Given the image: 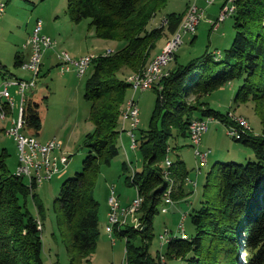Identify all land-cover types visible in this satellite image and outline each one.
<instances>
[{"label":"trees","instance_id":"1","mask_svg":"<svg viewBox=\"0 0 264 264\" xmlns=\"http://www.w3.org/2000/svg\"><path fill=\"white\" fill-rule=\"evenodd\" d=\"M167 2L67 0L72 22L89 19L97 38L123 43L113 54L97 55L91 62L92 72L84 89V97L90 103L89 120L94 126L83 140L87 154L81 170L61 184L53 202L55 226L69 255V264H90L94 252L99 209L94 192L101 168L110 166L119 154L120 120L131 89L127 77L141 72L153 58H149V51L155 48L157 39L163 32L174 34L184 18L186 11L170 14L165 16L168 24L164 28L149 30L148 23ZM233 14L236 33L230 48L219 51L218 57L205 51L188 64L169 69L148 129L136 133L142 165L132 175H126V182L143 199L138 212L141 224L129 219L113 231L128 239L124 264H163L159 257L149 254L146 241L170 186L161 163L167 155L171 129L176 128L186 138L195 119L211 117L230 123L228 113L211 108L201 98L191 103L188 97H196L197 92L205 97L225 81L233 80L238 84L234 101L254 102L262 124L260 135L249 133L236 139L253 150L255 160L215 164L204 184L200 204L191 213L194 234L186 238L170 235L165 258L179 260L180 264H264V0H235ZM21 62L17 57L16 65ZM26 105L25 127L39 129L38 114L28 102ZM7 109L10 110L8 106ZM160 117L161 127L157 124ZM7 155L5 148L0 149V264H45L42 231L37 227V217L43 221L45 216L44 206L35 200L37 187L30 190L24 178L15 177L8 170ZM172 166L173 162L170 171L181 175L185 182L184 166L173 171ZM29 196L35 202L36 217L27 208ZM134 228L145 231L130 234ZM138 234L142 235L143 244L135 247L129 238Z\"/></svg>","mask_w":264,"mask_h":264},{"label":"rangeland","instance_id":"2","mask_svg":"<svg viewBox=\"0 0 264 264\" xmlns=\"http://www.w3.org/2000/svg\"><path fill=\"white\" fill-rule=\"evenodd\" d=\"M2 1L5 2L6 7L5 13L0 17V92L4 89V80L15 77L31 80L32 73L22 69L20 65L17 66L16 59L28 52L24 46L33 32L38 18L43 21L42 32L51 36L58 43L56 49L44 52L41 71L36 84L25 92L27 102L40 118V128L35 129L26 126L23 132L35 136L40 142L55 139L60 144L62 152L68 156V162L62 174L55 175L52 180L44 182L38 187L31 185L32 187L29 189L33 191L34 187H37L35 200L44 206L43 221L37 217L38 230L42 231L44 263L69 264V255L55 226L53 202L58 197L61 184L81 170L82 161L87 154L86 148L83 147V140L85 135L93 130L94 126L89 120L90 103L84 97V89L85 81L91 74L92 67L89 65L87 72L81 77L77 76L74 71L61 72L56 52L65 51L72 59L90 54L101 56L107 51H110L108 54L110 55L121 48L123 43L97 38L93 28L89 26V19L82 20L80 23L72 22L67 13V0ZM194 2L205 10L206 16L201 20L195 34L183 37V43L179 49H176L174 55L176 59L175 61L172 60L170 68L172 65L173 67L186 65L193 59L202 56L205 51L214 52V54L215 51L223 53L224 50L230 48L234 39L236 33L234 12L215 26L209 23V21H217L221 6L219 1H216L212 6H207L204 0H168L165 7L148 23L149 30L164 28L167 25L163 24V20L167 19L165 16L174 13L182 14L184 11H186V15L189 5ZM168 39H172V35L169 36L166 32H163L157 39L155 48L149 51V58L153 57L149 64L157 57L156 55H159L166 48L170 41ZM144 69L143 67L140 71L143 72ZM136 72L130 73V75ZM237 86V81H225L205 97L202 96L201 92H197L196 97L190 94L188 101L194 103L197 98L204 99L211 108L223 114L228 113L231 120L244 118L252 128L249 133L256 136L260 135L262 124L254 110V102L249 100L245 103H236L234 101ZM10 91L15 93L16 87H10ZM157 96L158 92L154 89L145 91L130 89L128 91L127 103L129 97H134L139 108L140 125L138 131L148 129ZM6 111L7 118L5 123L3 122L5 125L0 124V128L2 125L5 128L9 126L11 115L18 114V104H15L14 110L7 109ZM157 124L162 126L161 117L157 120ZM11 126L12 123L8 129H11ZM123 128L127 130V126H122L121 133L125 132L122 130ZM2 132H0V149H6L8 154L6 158L7 168L13 173L19 163L18 150L14 140L6 135L4 130ZM121 143L119 140V154L112 159L110 166L101 168L97 178L94 195L100 205L98 209V233L94 252L90 257V264H124L128 239L117 236L115 232L112 237L109 236L105 230V221L102 220V215L109 207L111 187L115 188L121 204L138 196L136 188L126 182V175L130 176L140 169L142 153L139 148L132 150L129 146L123 147ZM168 149V158L173 162L172 171L179 165V167L184 166L187 178L192 182H184L183 177L176 175V172L172 175L173 184L170 197L173 202L168 212L159 211L155 216L152 228L149 230L150 238L146 244L149 254L155 259L159 257L163 264H180L179 260L165 258L167 240L164 241L165 238L161 240L160 235L168 231L169 236L167 238H169L170 235L177 232L180 223H182L187 237L193 235L195 227L191 220V213L200 204L204 184L208 175L213 173L215 164L231 161L245 164L248 161H254L255 154L249 146L228 135L225 125L215 119L210 121L208 131L202 136L200 144V150L208 152L206 161L202 162L200 158L195 156L193 147L186 144L184 137L176 128L171 129ZM124 164L127 166L126 170ZM161 166H164L163 162ZM26 180L27 184L28 179ZM27 208L35 217L37 216L35 202L30 196L27 199ZM140 209L141 206L137 209L138 211L135 210V212L137 211L135 215H131L133 214L132 210L127 215L124 224L127 223L128 219H134L135 222L138 220L140 223L138 216ZM139 229L130 231V234L145 231V228ZM176 234L179 237L181 235V233ZM129 242L135 247L141 246L143 244L142 235L130 237Z\"/></svg>","mask_w":264,"mask_h":264},{"label":"built area","instance_id":"3","mask_svg":"<svg viewBox=\"0 0 264 264\" xmlns=\"http://www.w3.org/2000/svg\"><path fill=\"white\" fill-rule=\"evenodd\" d=\"M219 1L221 6L218 11V17L216 22H210L211 25L215 26L220 22L224 21L228 15L230 14V10H228V0H204L207 6H212ZM6 4L4 1L0 0V17L5 13ZM205 10L198 6L196 10L193 20H189L186 25L184 33L170 45L164 49L163 53H160L159 57L151 66V71L158 70L159 65H166V73H162V79H160V84H152L151 82V72L150 75L145 78L142 82H137L139 84V91H145L154 89L158 93H161L163 90L162 81L168 74L169 65L171 64V59L169 58L170 49H179L183 43V37L186 35L195 34L201 20L205 18ZM43 21L38 18L34 27V30L31 36L28 38L26 45L30 47V54L27 60L22 61L20 66L24 70H28L32 73L31 80H23L19 78H12L4 80L5 84V93L2 99H11L14 104H18V111L16 114V121L11 126V138L16 143V147L18 150V165L13 172L15 177L24 178L26 181V176L28 175V159H35L36 166L39 170V179L37 180V187L44 182L52 180L55 175H58L62 172L67 165L68 156L65 155L60 147V144L55 141V139H49L45 142H40L35 136L24 134L23 129L25 127V116L24 110L26 107L27 98L25 96V92L30 89V87H34L36 84L37 77L41 71L42 66V58L44 52L47 50H53L57 47V41L54 40L49 35L42 32ZM220 53L219 51H215ZM97 57L95 55H83L76 59H72L70 55L65 52H56V58H58V62L60 65L61 72L74 71L75 74L79 77L83 76L87 72V65H91V62L94 58ZM16 87V92L12 93L10 91V87ZM4 108L0 107V118L3 116ZM128 114H135V122L131 125V129H129L128 137L129 144L135 146L136 148V133L139 129L140 118H139V108L137 111H129ZM230 123H224L227 128V134L232 138L240 139L243 136H246L251 131V126L247 125L245 121L242 119L239 120H231L230 116H227ZM213 118H205V119H195V125L189 126L188 129V139L193 143V149L195 151V156L200 158V160L206 161L208 152L200 150V144L202 140V136L208 131V125ZM168 147H167V155L163 161L164 167H167L168 162L170 161L168 158ZM63 169V170H61ZM173 172H168L167 179L170 181V186L168 188V194L165 196V199H162L161 212H168L170 205L172 204V200L170 197L171 187L173 184L172 179ZM191 181L186 178V182ZM192 182V181H191ZM142 197L140 195L137 198L132 199L128 205H122L119 202L118 196L116 194L115 188L111 187L110 190V199H109V210L107 214V222L106 227L109 231V223H115V219L120 217L123 213L124 208H133V215H135V205L142 204ZM135 224H141L135 222ZM132 225V224H131ZM142 226V225H141ZM176 233H184V229L182 223L177 227ZM169 236L168 231H165L164 234L160 235V239L163 240L165 237ZM112 237V234H111ZM162 243V242H161Z\"/></svg>","mask_w":264,"mask_h":264},{"label":"bare ground","instance_id":"4","mask_svg":"<svg viewBox=\"0 0 264 264\" xmlns=\"http://www.w3.org/2000/svg\"><path fill=\"white\" fill-rule=\"evenodd\" d=\"M234 3H235V0H228V10H230V14L229 15H231L234 12ZM197 9H198V6L195 3L189 5V10L187 11L185 17L181 21L177 31L174 34H172V39H168L170 41L168 42L169 44L166 45V48L170 47V45L172 43H174L184 33L186 25L188 24L189 20H193V16H194V14H195ZM163 22H164L163 23L164 25L168 24V20L167 19H164ZM163 51L164 50H162L161 53H163ZM175 52H176V49H170V51H169V58L171 59V62H173L172 60L175 57L174 56ZM109 53H110V51H107L103 55H108ZM159 55H156L157 57L156 58L154 57L155 59L150 64L148 63V65L146 67H144L145 69L143 70V72L141 71L140 73H135V74L129 75L127 77V82L130 84L131 89L133 91H139V84H136V83L144 81L145 78H147V76L150 75V72H151V82H152V84H160V79H162V73H166V65H159L158 66V70L151 71V66L156 61V59L159 57ZM215 55H217V57H218L220 54L219 53H215ZM88 66L89 65H87V69H88ZM4 93H5V86H4V89L0 92V107L5 109L4 113H3V116L0 118V124H2L7 118L6 106H8L10 110L15 108V104H14L13 100H11V99H2V97L4 96ZM137 109H138V106L136 105V102L133 99H129L128 103L126 104V110L124 111L122 116H123L124 119H129L130 127L135 122V114H128V113H129V111H137ZM240 119H242L243 121L246 122L247 125H249L248 122L244 118H240ZM237 120H239V118H237ZM15 121H16V118H14L12 120V125L14 124ZM194 125H195V120L191 122L190 126H194ZM5 133L9 137H11L10 129L6 130ZM190 144L193 147V143H191V141H190ZM137 145H138V143H137V140H136V148H137ZM131 148L135 149V146L131 145ZM194 154H195V151H194ZM171 164H172V162L170 160L168 162V164H167V167H165V170H164L165 175H164V177L166 179H167L168 172H171L170 171ZM26 179H28L27 185L29 187H32L31 185H34V186L36 185L37 186V180L39 179V170L37 169L36 160L35 159H28V175L26 176ZM167 194H168V189L165 192V195H164L163 199H165V196ZM139 207H140V205H135V210H137ZM132 210H133V208H124L122 215L115 219V223H109V231H108L107 227L105 229L106 232L109 234V236H111V234H113L115 226L119 227L121 225H124V223L126 221V218H127V215L129 213H131ZM167 237H165L164 241L169 240V238H167ZM180 237L181 238H186L185 233H181Z\"/></svg>","mask_w":264,"mask_h":264},{"label":"crops","instance_id":"5","mask_svg":"<svg viewBox=\"0 0 264 264\" xmlns=\"http://www.w3.org/2000/svg\"><path fill=\"white\" fill-rule=\"evenodd\" d=\"M197 6H198V4L196 3V2H194ZM43 29V28H42ZM44 33V32H43ZM46 34V33H45ZM48 35V34H47ZM30 37V36H29ZM28 37V38H29ZM51 37V36H50ZM28 40V39H27ZM55 40V39H54ZM27 42V41H26ZM25 49H28V52L25 54H23V56L22 57H20V60L21 61H25V60H27L28 59V57H29V54H30V47L29 46H27ZM161 50V49H160ZM160 52V51H159ZM217 53V52H216ZM220 54V53H219ZM90 55H92V54H90ZM175 61V60H174ZM170 66H171V64L169 65V67L168 68H170ZM173 68V65H172V67L170 68V69H172ZM15 78H17V77H15ZM129 99H133L135 102H137L136 101V99H134V97H129ZM126 103H127V101H126ZM15 109V108H14ZM13 109V110H14ZM125 109H126V106H125ZM125 111V110H124ZM12 117H11V122L9 123V126L11 125V123H12V120L14 119V118H16L15 116L16 115H11ZM5 123V122H4ZM4 123H2V124H4ZM120 123H121V128H122V126H127V130L126 129H122V130H124L125 132H123V133H121L120 134V140H121V144L123 145V147H128L129 146V148H131V144H129V137H128V133H129V129H131V127H130V121H129V119H124L123 118V116H122V118H121V120H120ZM5 125V124H4ZM9 126H6V128L5 127H3V125H2V128H0V132H2L3 130L4 131H6V130H8V127ZM2 134H3V132H2ZM127 139H128V142H127ZM184 140H185V142H186V144L188 145V146H190V143H189V139H188V136L186 137V138H184ZM126 143V144H123V143ZM132 149V148H131ZM132 150H134V149H132ZM203 151V150H202ZM172 162V161H171ZM65 170H63L62 172H60L59 174H62L63 172H64ZM96 198V197H95ZM130 201H131V199H129V200H127L125 203H123L122 202V205H128L129 203H130ZM100 206V205H99ZM108 210H109V207H107V210H106V212H104V215H102V220L103 221H105V224H106V222H107V213H108ZM132 215V214H131ZM130 215V216H131ZM129 220V219H128ZM128 220H127V222H128ZM105 229H106V227H105ZM186 235V234H185Z\"/></svg>","mask_w":264,"mask_h":264},{"label":"water","instance_id":"6","mask_svg":"<svg viewBox=\"0 0 264 264\" xmlns=\"http://www.w3.org/2000/svg\"><path fill=\"white\" fill-rule=\"evenodd\" d=\"M224 124V123H223ZM144 229V228H143Z\"/></svg>","mask_w":264,"mask_h":264}]
</instances>
